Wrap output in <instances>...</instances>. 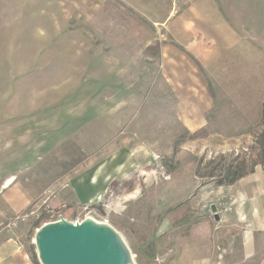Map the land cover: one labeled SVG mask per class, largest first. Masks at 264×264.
<instances>
[{
    "label": "rangeland",
    "instance_id": "374dc122",
    "mask_svg": "<svg viewBox=\"0 0 264 264\" xmlns=\"http://www.w3.org/2000/svg\"><path fill=\"white\" fill-rule=\"evenodd\" d=\"M233 2L0 0V124L35 138L22 180L36 193L20 218L36 214L12 221L29 264L47 206L110 226L132 264H264V229L241 221L227 192H210L218 157L258 160L264 136V0ZM157 43L161 57H146ZM130 152L136 163L117 169L130 165L128 178L77 199L67 177L78 163L102 156L107 173L109 154ZM243 180H264V163ZM203 188L210 203H196ZM220 197L230 210L214 213ZM164 218L181 223L161 233Z\"/></svg>",
    "mask_w": 264,
    "mask_h": 264
},
{
    "label": "crops",
    "instance_id": "0c3cea01",
    "mask_svg": "<svg viewBox=\"0 0 264 264\" xmlns=\"http://www.w3.org/2000/svg\"><path fill=\"white\" fill-rule=\"evenodd\" d=\"M231 1L233 2V0ZM156 23L162 25L166 22L157 21ZM1 120L4 121L5 119ZM4 125L0 124V264H29L19 238L12 234L11 224L15 218L30 208L36 193V188H34L36 182L34 180H22V177H28V173L36 167V162L32 159L35 157L34 149L30 148L31 146L35 147V138L33 136L31 139L29 136L27 140H22L19 125L15 128V125L12 124V127L7 129ZM22 141L27 142V144L22 146ZM131 152L124 158L117 156L116 153L109 154L107 173L105 172L107 166H104L105 161L102 162V156L96 155L92 158L90 166L87 165V162L78 163L76 180H69V177H67L68 183L80 185L83 189V191L78 190L77 199L82 200L84 204H90L96 200V196L104 190L105 183L113 176H117L121 180L128 178V168L130 169V165L135 160ZM123 161L130 163V165L124 171L118 172L117 169L123 164ZM89 168L91 173H85ZM135 168L138 169V167ZM138 170L142 174H150L151 172L153 174L151 179L157 181L158 177H154V169L150 170L147 167V169L139 168ZM86 184L88 186H84ZM84 189H88L89 192H85ZM205 189L203 188L200 191L198 197H201L197 199L196 203L202 198H204L205 203H210L207 200L209 192L205 193ZM210 192L214 194L216 199L227 192L232 202H234V212L242 217L241 221L244 219L243 221H246V224L254 232L259 231L261 228L264 229V180L242 179L234 186L219 187L212 189ZM87 194H90V196L84 197ZM202 217L203 215H200L195 218L192 222L193 225H196ZM171 222H168L166 218L162 220L159 225L163 231L161 233H165V231L179 226L181 223L180 218H176L174 224Z\"/></svg>",
    "mask_w": 264,
    "mask_h": 264
},
{
    "label": "water",
    "instance_id": "95a60500",
    "mask_svg": "<svg viewBox=\"0 0 264 264\" xmlns=\"http://www.w3.org/2000/svg\"><path fill=\"white\" fill-rule=\"evenodd\" d=\"M215 220L219 221L218 214ZM36 246L41 264H132L134 258L114 229L91 219L43 226Z\"/></svg>",
    "mask_w": 264,
    "mask_h": 264
},
{
    "label": "trees",
    "instance_id": "16d2710c",
    "mask_svg": "<svg viewBox=\"0 0 264 264\" xmlns=\"http://www.w3.org/2000/svg\"><path fill=\"white\" fill-rule=\"evenodd\" d=\"M144 54L146 57H151L153 60L159 59L161 57L160 45L157 43L154 46L147 47L144 50ZM262 122L264 125V105ZM258 144L261 147L260 155L258 160L255 161H253L251 156H249L248 151L244 154H238L231 158L225 156L218 157V162L213 167L212 174H210L211 179H214L215 184L218 187H231L247 176L254 174L256 168L264 163V136L261 137ZM214 162L215 160L212 164H215ZM46 219V214H43L42 217H40V220L35 222L36 226L42 227V221H45ZM94 221L97 222L95 219ZM30 249L32 251L31 257L33 263L41 264L38 260V255L35 253V247L31 246ZM132 255L134 254L132 253Z\"/></svg>",
    "mask_w": 264,
    "mask_h": 264
},
{
    "label": "built area",
    "instance_id": "2783aa9c",
    "mask_svg": "<svg viewBox=\"0 0 264 264\" xmlns=\"http://www.w3.org/2000/svg\"><path fill=\"white\" fill-rule=\"evenodd\" d=\"M162 170H163V168L161 167L160 168V171L158 172L159 175H163ZM226 199H227L226 197H223V198H221L220 201L217 202V204L211 203L209 207L211 209L215 208L216 212H220L222 210H230V208L225 204V201H227ZM35 214H36V210L30 212V214H28V215H25L24 218H20V216H18V218L16 219V221H19L20 219H22V221H25L26 218H29L31 216L34 217ZM46 214H47L48 221L43 226H46V225L51 224V223L62 222V221H68V222L73 223L74 225H77V224H81V223H83L85 221V220H83L81 218H79L77 220H74V221L73 220L70 221V220H68V219L65 218V215L63 214L62 210H56V209H54V208H52L50 206H47V208H46ZM39 216H41V215H38V218H39ZM14 225L15 224L12 223L11 224V227L14 226ZM39 230L40 229H38V231Z\"/></svg>",
    "mask_w": 264,
    "mask_h": 264
}]
</instances>
